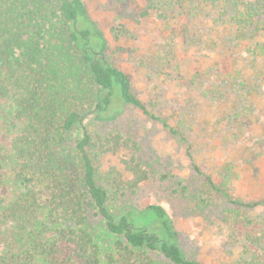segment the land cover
Wrapping results in <instances>:
<instances>
[{
    "label": "trees",
    "instance_id": "16d2710c",
    "mask_svg": "<svg viewBox=\"0 0 264 264\" xmlns=\"http://www.w3.org/2000/svg\"><path fill=\"white\" fill-rule=\"evenodd\" d=\"M147 1L163 18L209 10L228 40L264 57V0ZM109 47L83 0H0V264H204L163 205L128 202L151 174L133 139L101 124L134 108L173 134L193 125L183 120V134L151 110ZM122 149L123 170L102 172L101 157ZM207 179L258 204L230 192L228 173Z\"/></svg>",
    "mask_w": 264,
    "mask_h": 264
},
{
    "label": "rangeland",
    "instance_id": "374dc122",
    "mask_svg": "<svg viewBox=\"0 0 264 264\" xmlns=\"http://www.w3.org/2000/svg\"><path fill=\"white\" fill-rule=\"evenodd\" d=\"M83 1L135 93L182 133L183 120L193 125L186 141L134 108L101 124L121 127L151 174L128 202L163 205L185 252L204 264H264V57L228 40L231 31L218 29L209 10L163 18L146 12L147 0ZM130 154H104L101 171H122ZM225 173L235 197L258 204L238 205L215 191L207 176L218 184Z\"/></svg>",
    "mask_w": 264,
    "mask_h": 264
}]
</instances>
